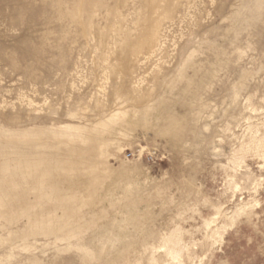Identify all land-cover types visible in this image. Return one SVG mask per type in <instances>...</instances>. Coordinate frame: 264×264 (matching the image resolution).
<instances>
[{
    "label": "rangeland",
    "instance_id": "rangeland-1",
    "mask_svg": "<svg viewBox=\"0 0 264 264\" xmlns=\"http://www.w3.org/2000/svg\"><path fill=\"white\" fill-rule=\"evenodd\" d=\"M0 264H264V0H0Z\"/></svg>",
    "mask_w": 264,
    "mask_h": 264
}]
</instances>
